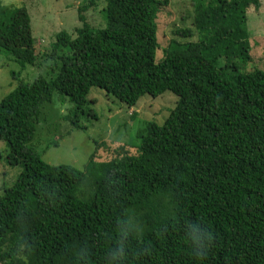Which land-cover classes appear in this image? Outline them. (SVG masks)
<instances>
[{"label":"trees","instance_id":"16d2710c","mask_svg":"<svg viewBox=\"0 0 264 264\" xmlns=\"http://www.w3.org/2000/svg\"><path fill=\"white\" fill-rule=\"evenodd\" d=\"M103 3V27L87 22L84 0L74 38L55 35L53 51L69 52L55 78L20 81L0 100V141L21 168L0 194V264H264V69L243 70L246 9L259 1L194 0L198 37L176 29L161 57L165 0ZM29 27L24 8L0 4V51L21 68L37 65ZM91 88L129 109L166 91L177 100L139 131L136 155L120 147L83 170L45 163L27 146L41 105L66 97L65 120L82 129L80 116L97 118Z\"/></svg>","mask_w":264,"mask_h":264},{"label":"rangeland","instance_id":"374dc122","mask_svg":"<svg viewBox=\"0 0 264 264\" xmlns=\"http://www.w3.org/2000/svg\"><path fill=\"white\" fill-rule=\"evenodd\" d=\"M84 0H0L7 7H22L29 18V40L27 47L35 42L37 65L21 68L4 52L0 51V100L12 91L18 82L31 83L41 76L53 79L58 73L59 57L69 54L68 50L53 51L55 35L65 31L74 38V29L80 26L77 19V8ZM87 1V0H85ZM94 7L85 13L87 22L95 27H103L100 10L103 0H93ZM157 15V39L161 46L158 57L170 39L176 37V29H191L195 40L198 37L193 29L194 0H165ZM258 7L247 6L246 31L249 35V62L243 70L264 69V0H258ZM17 21L24 19L20 14ZM23 21V20H21ZM8 32V31H5ZM14 34H17L15 31ZM31 38V39H30ZM178 38V37H177ZM30 42V43H29ZM21 43V42H19ZM19 45V44H17ZM48 55V56H47ZM238 56L228 60L237 64ZM21 70V73H20ZM15 75V76H13ZM85 109H91L96 119L88 115L79 117L82 129H74L65 120L73 105L58 93H53L50 102L39 109L32 141L27 144L41 159L49 165H68L83 170L90 157L95 162H107L115 158V150L124 149L130 155H136L134 146L139 143L138 134L147 122L161 125L177 100L171 92L166 91L156 98L143 96L138 103L129 109L98 88H91ZM8 150L0 141V194L3 188L10 187L20 172V166L7 163Z\"/></svg>","mask_w":264,"mask_h":264}]
</instances>
